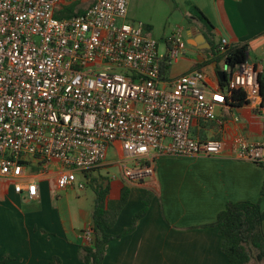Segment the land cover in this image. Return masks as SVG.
Returning a JSON list of instances; mask_svg holds the SVG:
<instances>
[{
    "label": "built area",
    "instance_id": "2783aa9c",
    "mask_svg": "<svg viewBox=\"0 0 264 264\" xmlns=\"http://www.w3.org/2000/svg\"><path fill=\"white\" fill-rule=\"evenodd\" d=\"M66 1L0 0L1 183L33 201L39 186L29 170L56 165L62 173L53 190H73L74 173L101 167L116 143L130 184L153 175L154 154L264 165L261 66L237 65L222 103L231 102L233 91L244 92L261 121L262 140L198 138L192 134L196 124L223 128L228 118L217 114V87L200 70L180 76L171 89L162 86L160 63L167 58L170 65L184 54L183 29L166 38L159 55L145 24L127 21L129 0H94L82 14L61 17ZM226 48L221 40L218 53ZM81 240L90 243V228Z\"/></svg>",
    "mask_w": 264,
    "mask_h": 264
},
{
    "label": "crops",
    "instance_id": "0c3cea01",
    "mask_svg": "<svg viewBox=\"0 0 264 264\" xmlns=\"http://www.w3.org/2000/svg\"><path fill=\"white\" fill-rule=\"evenodd\" d=\"M183 2L187 3V10L181 13L176 9L174 19L185 18L188 22L187 27L181 25L186 49L170 64L165 79L161 80L162 86L171 89L180 76L196 70L204 72L209 83L217 87V114L228 120L223 128L200 122L192 128V134L228 142L241 135L251 142H260L261 121L249 107L232 101L222 103L225 87L219 86L220 74L223 72L227 80L233 69L226 64L225 54L216 53V49L221 40H226V49L245 46L246 62L264 70V0ZM190 5L201 10L212 29L190 19ZM69 7L66 1L63 14ZM86 8H75L74 12H84ZM146 32L152 33L151 25H146ZM164 46L165 53V42ZM207 69L212 70V75L206 73ZM233 116L238 120H232ZM111 150L119 158V144H114ZM153 156L154 173L142 184L127 185L122 179L113 182L112 187L109 183L107 200L119 199L123 186L130 188L126 205L108 231L112 235L131 225L148 192L152 199L146 215L131 234L103 247L101 264H227L220 252L221 238L210 225L230 202L257 203L264 212V165L227 156ZM105 165H109L107 159L102 166ZM61 173L62 169L56 165L35 168L32 178L38 182L39 197L33 201L14 193L11 184L0 182V264H84L79 255V247L84 245L81 234L90 227L93 208L79 211L80 225L73 217L66 221L61 216L58 206L52 203L53 183ZM262 230L264 233V223Z\"/></svg>",
    "mask_w": 264,
    "mask_h": 264
},
{
    "label": "trees",
    "instance_id": "16d2710c",
    "mask_svg": "<svg viewBox=\"0 0 264 264\" xmlns=\"http://www.w3.org/2000/svg\"><path fill=\"white\" fill-rule=\"evenodd\" d=\"M83 12H74V8H66L64 15L82 14ZM190 19H196L204 23L209 29L212 25L204 16L201 10L190 5ZM189 19V20H190ZM218 53V48L216 49ZM226 64L234 69L237 65L245 63L247 60V50L245 46L226 49ZM168 59L164 58L160 63V78L165 79L169 70ZM226 78L223 82L219 81L220 87H225ZM231 101L238 106L245 104V94L242 91H233ZM148 165L149 162H146ZM152 164V163H151ZM153 173L154 167L152 164ZM128 183L127 181H124ZM144 181L138 182L142 184ZM136 183V184H138ZM128 183L127 185H129ZM123 186L120 190V196L117 200H107L109 195V183L105 186L97 184L94 187L95 201L91 213V241L79 247V255L84 264H101L104 251L103 247L110 241L119 240L122 237L131 234L135 230L137 222L142 219L148 210L152 196L150 192L143 200V208L133 215L131 225L118 235H112L108 231L114 225L121 209L126 205L130 188ZM264 223V212L257 203L237 202L227 203L224 211L220 212L211 227L217 229L221 238L220 252L227 260V264H249L252 260L264 264V233L262 226Z\"/></svg>",
    "mask_w": 264,
    "mask_h": 264
},
{
    "label": "rangeland",
    "instance_id": "374dc122",
    "mask_svg": "<svg viewBox=\"0 0 264 264\" xmlns=\"http://www.w3.org/2000/svg\"><path fill=\"white\" fill-rule=\"evenodd\" d=\"M67 1L70 4V7L74 9L88 7L94 2V0ZM186 4L183 2V0H129L127 21L129 23L139 22L145 24V26L151 25L152 33L150 34V37L158 42V54L162 55L165 50L163 42L164 37H169L172 35V33L178 27H181V25L184 27L188 26V22L185 18L183 20L174 19L175 13L177 11L176 9H178L181 13H185V10H187ZM206 73L208 75H212V70L207 69ZM118 161L119 158L115 156V151L111 150L107 155V162L109 165H105L85 173H74L76 186L73 190H67L64 193L53 190L52 203L58 206L61 216L66 221H68L70 217H73L75 222H77V225L81 224L77 215L79 216L78 213L80 210L89 211L93 208L96 198L94 190V187H96V181L97 184L103 186H105L107 183H110L111 187L113 182H121L120 179L126 181L123 178L121 173V165L118 164ZM128 165L131 166V164ZM29 172H34V169H30ZM147 178L149 177L147 176L142 178V180L139 182L144 181ZM79 183L84 185L83 189L77 188ZM249 264L263 263H258L252 260Z\"/></svg>",
    "mask_w": 264,
    "mask_h": 264
},
{
    "label": "water",
    "instance_id": "95a60500",
    "mask_svg": "<svg viewBox=\"0 0 264 264\" xmlns=\"http://www.w3.org/2000/svg\"><path fill=\"white\" fill-rule=\"evenodd\" d=\"M222 75V77H220V81H223L224 80V73L221 72L220 76Z\"/></svg>",
    "mask_w": 264,
    "mask_h": 264
},
{
    "label": "snow or ice",
    "instance_id": "6c2138e0",
    "mask_svg": "<svg viewBox=\"0 0 264 264\" xmlns=\"http://www.w3.org/2000/svg\"><path fill=\"white\" fill-rule=\"evenodd\" d=\"M218 99H219V97H218Z\"/></svg>",
    "mask_w": 264,
    "mask_h": 264
}]
</instances>
